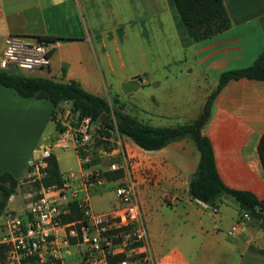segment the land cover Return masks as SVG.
Masks as SVG:
<instances>
[{"label":"crops","instance_id":"0c3cea01","mask_svg":"<svg viewBox=\"0 0 264 264\" xmlns=\"http://www.w3.org/2000/svg\"><path fill=\"white\" fill-rule=\"evenodd\" d=\"M223 3L230 27L193 42L173 0H0V56L7 35L48 38L50 65L41 74L72 81L102 97L109 90L117 94V88L130 81L135 85L128 92L122 90L126 94L152 83L159 90L158 100L153 96L150 100L154 107L143 106L141 116H133L149 125L174 127L198 117L221 72L251 65L264 49V0ZM152 44L160 47L158 74L147 77ZM126 62L133 64L131 70ZM103 75L108 78L104 88ZM110 100L131 115L137 110L136 104L129 106L117 97ZM53 109L46 99L23 98L0 84V174L10 173L18 185L24 179L39 142L58 133ZM50 122L55 133L48 135ZM201 131L211 142L222 181L264 198V170L257 150L264 132V80H227L214 95ZM116 151L136 169L145 217L158 210L166 215L165 224L178 221L174 234L167 233L165 225V232L152 237L147 227L156 264H264V254L258 252L264 251V231L254 221L228 234L240 213L230 196H223L213 213L210 205L189 195L199 161L192 140L181 138L145 150L120 136ZM53 154L62 173L60 157ZM92 157L95 165L107 168L101 153L94 151ZM111 157L121 159L118 154ZM108 174L109 182L117 178L115 172ZM74 179L76 186L75 181L71 186L79 197H89L90 190L99 188L85 190L80 179ZM12 195L8 202L15 200Z\"/></svg>","mask_w":264,"mask_h":264},{"label":"built area","instance_id":"2783aa9c","mask_svg":"<svg viewBox=\"0 0 264 264\" xmlns=\"http://www.w3.org/2000/svg\"><path fill=\"white\" fill-rule=\"evenodd\" d=\"M49 65L46 40H29L19 35L4 38L1 69L41 74ZM51 118L59 127L58 133L53 138L42 139L36 155L27 161L24 179L30 188L23 194L24 202L19 210L7 203L0 213V264H156L137 177L124 155L114 152L116 139L101 136L100 126L90 116H80L69 100L55 107ZM97 138L105 143L98 145ZM108 141L113 144L106 145ZM57 148L74 151L80 163L79 176L69 173L63 176L62 185H44L47 159ZM95 149L103 156L118 154L121 159L102 169L93 163ZM119 170L122 175L113 179L120 180L113 186L116 202L102 212L93 211L88 195L79 197L69 181L79 178L86 190L108 182L110 179L105 174ZM73 200L82 216L64 221L72 212L69 203ZM209 208L217 212L216 205ZM249 220L246 212L239 213L228 234H234ZM67 259L73 261L67 263Z\"/></svg>","mask_w":264,"mask_h":264},{"label":"trees","instance_id":"16d2710c","mask_svg":"<svg viewBox=\"0 0 264 264\" xmlns=\"http://www.w3.org/2000/svg\"><path fill=\"white\" fill-rule=\"evenodd\" d=\"M173 1L193 42L223 32L231 25L223 0ZM38 39L48 40L41 37ZM10 70L0 68L1 85L13 89L23 98L46 99L54 108L64 100L71 101L80 116H90L100 126V134L106 138H110L112 134L118 137L126 136L145 150H157L181 138L191 139L199 152V161L189 181V195L210 206L216 205L223 196H230L238 204L239 212H246L250 220L264 231V198L259 199L248 190L231 188L222 181L215 167L211 142L201 131L214 95L227 80L239 77L264 80V49L251 65L221 72L216 88L208 95L198 117L190 123L174 127L144 123L124 112L121 107L111 106L105 97L90 93L72 81L65 82L43 74H19ZM106 117L109 121H105ZM56 127L59 129L58 126ZM101 143L105 141L97 138V144ZM257 150L264 170V132L260 136ZM47 161L48 175L43 179L44 185H62L64 179L55 155L52 154ZM115 173L118 177L121 170ZM105 175L110 179L108 172ZM17 186L18 180L10 173L0 174V213L7 205L9 197L15 193ZM69 206L72 212L64 218V221L82 216V211L75 200L70 201ZM258 252L264 254L263 250Z\"/></svg>","mask_w":264,"mask_h":264},{"label":"rangeland","instance_id":"374dc122","mask_svg":"<svg viewBox=\"0 0 264 264\" xmlns=\"http://www.w3.org/2000/svg\"><path fill=\"white\" fill-rule=\"evenodd\" d=\"M159 49L160 47L158 44L156 45L152 44L149 47L148 57L150 58V61H151L150 62L151 69L149 70L147 77L149 75H153V73L155 75L158 74L156 61H157V57L159 56ZM123 55L125 58V51H123ZM126 66H127V69L131 70L133 64L126 62ZM136 66L142 67V65L140 64H136ZM10 71L14 73H19V74H30L29 72L21 70V69H11ZM121 74H122V70L119 71V75ZM100 81L104 88V86L108 83V78L106 77V75H103L102 77H100ZM152 85L153 84L151 83L148 86H143L140 89L132 92L131 94L124 93L120 86L119 88H117V92H116L117 94L114 95V92L109 90V94L108 95L105 94L104 97L107 100H110L111 97L112 98L117 97L119 101L125 102L129 106H131L132 104H136L137 110L133 111L132 115L136 114L137 116L139 115L141 116V112H142L141 110L143 106L149 105L150 107H154L153 104H150V100L152 96L156 98V101L158 100L159 90L157 87H153ZM110 104L111 106H114V107H120L117 105V103L113 102L112 100H110ZM53 133H55L54 124L50 122V128L49 130L46 131V134L51 135ZM116 137L117 136L115 134H112L110 138L116 139ZM112 144H113L112 141H108L106 145H112ZM94 151H96V153L99 154L98 149H95ZM54 152L58 157H60L62 173L65 176H67L69 173H72L76 177H78L80 165H79L78 158L75 155L74 151L71 148H68V149H58L57 148L54 150ZM102 159H103L102 160L103 168L107 167L111 162L118 160L116 159V157H111V156H105ZM128 165L132 170H134L135 173H137L136 169L132 167L130 163H128ZM140 172H141V169H140ZM120 175H122V171ZM140 178L141 180H143L144 177L140 175ZM69 181H70V184H73V181H75V179L70 178ZM118 182H120V180L113 181V182L108 181L100 185L97 191L90 190L89 202H90V206L93 211L95 212L105 211L112 205L113 202H116L115 194L113 192V186ZM139 182H140L139 185L141 186V181ZM74 185L76 186V181ZM29 188H30V185L26 184L25 179H22V181H20L19 185L17 186V190L14 193L15 200L12 202H8L10 206L15 207L17 210H19L22 205V202H24L23 194L26 193L29 190ZM165 217L166 215L158 210L152 211L151 214H147V216L145 217L149 234L152 237L157 236L159 234V231L165 232V225L167 229L166 232L169 234H174L171 232L175 231L176 227L178 226V223H177L178 221H175V219H172L170 222L165 224L166 223ZM72 261H73L72 259L70 260L67 259L66 262L70 263Z\"/></svg>","mask_w":264,"mask_h":264},{"label":"water","instance_id":"95a60500","mask_svg":"<svg viewBox=\"0 0 264 264\" xmlns=\"http://www.w3.org/2000/svg\"><path fill=\"white\" fill-rule=\"evenodd\" d=\"M134 85H135V82H133V81H130L128 83H125V84L122 85V90L124 92H128V91H130V90L133 89ZM105 121H109V118L106 117L105 118Z\"/></svg>","mask_w":264,"mask_h":264}]
</instances>
